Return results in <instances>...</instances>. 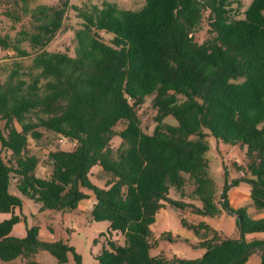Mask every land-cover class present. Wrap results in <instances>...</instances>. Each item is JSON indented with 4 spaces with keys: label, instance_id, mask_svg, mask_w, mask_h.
Wrapping results in <instances>:
<instances>
[{
    "label": "trees",
    "instance_id": "1",
    "mask_svg": "<svg viewBox=\"0 0 264 264\" xmlns=\"http://www.w3.org/2000/svg\"><path fill=\"white\" fill-rule=\"evenodd\" d=\"M11 1L29 29L14 38L0 33V49L30 64H0V213L9 215L0 222V261L42 264L36 256L45 252L56 264H80L72 246L42 241L37 227L13 236L20 221L14 210L26 201L40 212H72L92 196L89 221L108 224L95 264H248L254 256L264 264V240L247 239L264 234V218L228 200L244 183L251 207L264 212V0H251L239 18V0H144L138 10L105 1L82 8L69 0L34 7L35 0ZM70 8L82 20L72 52L46 50ZM2 16L19 21L6 11L0 23ZM149 96L150 132L142 128ZM43 132L73 147L49 150V173L39 177L29 142ZM208 137L245 150L247 177L226 181L218 202ZM95 167L104 173L100 186ZM187 184L197 205L169 198L174 190L184 200ZM165 202L198 218L224 212L234 218L235 235L182 218L203 255H154L150 227Z\"/></svg>",
    "mask_w": 264,
    "mask_h": 264
},
{
    "label": "rangeland",
    "instance_id": "2",
    "mask_svg": "<svg viewBox=\"0 0 264 264\" xmlns=\"http://www.w3.org/2000/svg\"><path fill=\"white\" fill-rule=\"evenodd\" d=\"M58 0H35L31 7L36 5H56ZM109 2L116 4L123 10H138L144 4V0H69L70 6L82 8L84 5H95L101 2ZM241 8L238 11L237 18L242 17V12L250 4L251 0H239ZM14 12V15L18 17L19 21H13L5 16L1 17L0 33L2 35H9L14 38L20 30L29 29V20L27 17H22V14L18 8L13 4L11 0H0V14L3 12ZM264 14V12H263ZM77 13L71 8L64 15L63 25L60 31L55 35L50 44L46 47V50L50 52H72L74 47L73 38L75 31L81 29L82 20L79 19ZM107 40V36L103 35ZM23 44V47H26ZM20 61L24 65L30 64V58L21 59L16 57L13 50L3 51L0 49V64L11 66L12 62ZM153 96H149L146 99V114L143 115L142 128L150 132L153 127L151 120L150 101ZM168 124L175 125V121L172 118L165 120ZM208 144V151L205 155L208 161V173L215 186V201L218 202L222 187L226 181L238 177H247L245 175L246 160L244 159V148L237 146H227L222 143H218L214 138L208 137L206 139ZM114 147L119 145V140L115 139L112 142ZM55 146L61 149L70 150L73 147L72 143L68 141L56 140L52 135L43 132V136L38 141L29 142V151L31 154L36 155L40 164L37 168L36 174L39 177H46L49 173L48 160L46 158L49 150H53ZM227 173V177L225 176ZM93 181L97 185H101V178L104 177V173L98 168H94ZM193 187L187 184L184 200H182L178 193L171 190L169 198L176 201H182L189 204H196V199L189 198L190 192ZM248 186L241 183L240 186L232 192L230 197V204L236 208L238 204H244L248 200ZM240 200V201H239ZM241 202V203H240ZM166 206L162 208L155 217L154 224L150 227L152 239L156 241L152 253L154 255H164L168 258H180L195 260L203 255V251L195 248L196 239L193 238L191 233L185 231L180 224V220L183 218L187 222L198 224V221H203L212 230L220 233L224 237H231L235 235V222L232 217L227 216L224 212L216 219L198 218L190 214V210H181L177 206L166 203ZM39 205L31 202H24L21 206L22 217H25V228L22 230L31 229L32 227L38 228L40 237L44 235V218H42L39 211ZM89 207L87 208L86 201H81L78 204L77 210L64 213H51L48 215L55 216V225L58 227L56 234L53 238L58 241L63 239L72 246L76 254L80 257V264H95L94 257L100 251L99 242L104 243V237L101 234L106 233L108 229L107 223H96L87 220ZM223 215V216H221ZM22 219V218H21ZM53 232V231H52ZM168 235L162 238V235ZM114 240L120 241L117 236L113 237ZM97 242V243H96ZM36 261L42 264H56L55 259L48 253L41 252L36 256ZM69 264H74L70 258Z\"/></svg>",
    "mask_w": 264,
    "mask_h": 264
},
{
    "label": "crops",
    "instance_id": "3",
    "mask_svg": "<svg viewBox=\"0 0 264 264\" xmlns=\"http://www.w3.org/2000/svg\"><path fill=\"white\" fill-rule=\"evenodd\" d=\"M95 168H98V167H95ZM94 169V168H93ZM99 169V168H98ZM93 171V170H92ZM101 171V170H100ZM240 186V185H239ZM239 186L237 187H234V188H231L228 192V200H229V203H230V197L232 196V192L237 189ZM247 195H248V200L244 203V204H238L236 205V208L238 207H246L247 210H248V213L251 214L253 216L254 219H262L264 218V212H255L254 209L251 207V200L249 198V187H248V191H247ZM83 201H86V205H87V208L91 207L94 203H95V199L94 197H90L88 199H85ZM240 201V200H239ZM241 203V202H240ZM231 205V204H230ZM232 206V205H231ZM234 208V207H233ZM39 209V208H38ZM47 212H50V211H44V212H40L41 213V217L44 218L45 222L43 223L44 224V235L42 237H40L39 235V238L42 240V241H46V242H54L56 240H54V236L57 235L56 234V230H58V227L55 225V220H56V217L55 216H51V215H48ZM51 213H54L55 212H51ZM14 214L15 215H20V221L17 225H15L12 229V235L15 236V237H19V238H22L24 237L25 235V232L26 230H22V228L24 227L25 228V217H22V211L21 209H15L14 210ZM223 216V215H221ZM9 217V215L7 214H2L0 213V222L6 220L7 218ZM22 218V219H21ZM87 220H89V216L86 217ZM233 218V217H232ZM234 219V218H233ZM200 222H203V221H198L197 223H200ZM53 231V232H52ZM247 239L248 240H252V239H257V240H264V234L263 233H259V234H251V235H248L247 236ZM61 240L63 241V239L61 238ZM196 243V241H195ZM39 255V254H38ZM259 262V259L258 257L254 256L252 258H250V260L248 261V264H258ZM0 264H12V263H3L0 261Z\"/></svg>",
    "mask_w": 264,
    "mask_h": 264
}]
</instances>
